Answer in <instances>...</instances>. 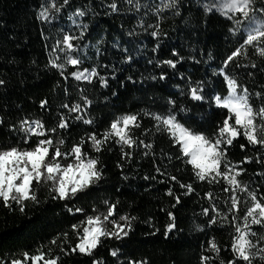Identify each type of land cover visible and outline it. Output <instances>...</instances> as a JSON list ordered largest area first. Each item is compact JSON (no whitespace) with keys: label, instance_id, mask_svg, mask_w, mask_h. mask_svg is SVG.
<instances>
[{"label":"trees","instance_id":"1","mask_svg":"<svg viewBox=\"0 0 264 264\" xmlns=\"http://www.w3.org/2000/svg\"><path fill=\"white\" fill-rule=\"evenodd\" d=\"M55 2L57 7L63 4V0ZM113 3L115 11L110 7ZM165 3L167 0H133L131 4L128 0H69L56 12L50 0H0V80L4 82L0 84V151L34 148L36 141L45 137H32L26 143L20 126L24 120H40L46 129H56L49 133L54 143L64 140L59 145L62 152H71L83 140L82 152L99 158L98 167L103 170L99 182L70 199L57 198L50 182H33L37 200L25 201L23 211L14 201L7 207L0 200V264H11L22 259L23 253L35 254L41 248L52 257L58 256L59 264H93L94 260L103 264H202L206 255L217 257L209 264H228L234 258L231 245L236 233L232 224L209 223L216 215L213 204L221 212L227 211L224 201L231 193L223 191L225 182L221 179L210 184L197 179L180 146L167 132L157 131L153 115L171 112L194 133L214 138L229 114L214 101L216 95H228L225 75L248 89L254 108L264 105V57L247 46L246 55L224 67L227 57L243 44L246 33H234L233 22L219 11H205L204 5L214 0H178L176 8H164ZM255 7H264V0H255ZM44 8L51 13L48 20L40 18ZM78 11L85 14L77 16ZM153 32L158 35L153 36ZM65 33L80 37L74 41L77 51L72 55L81 63L75 68L66 65L62 76L51 66V59L56 41ZM55 55L60 57L57 63L64 62L63 53ZM166 60L174 61L176 67L163 63ZM85 68L95 69L107 85L99 77L87 82L70 75ZM198 84L204 96L199 101L190 95V89ZM85 97L91 105H85ZM42 101H47L43 107ZM76 104L82 106V113L69 111ZM81 114L93 122L75 119ZM126 115L138 117L140 126L131 128L137 146L128 148L112 138L101 151H95L89 136L95 133L101 138L113 121ZM61 117L68 121L65 129L58 127ZM140 141L152 147L144 148ZM241 145H245L243 150ZM122 150L131 156H122ZM245 157L251 162L241 164ZM227 160L242 167L245 171L238 179L256 191L258 198L264 197V149L249 145L241 135L228 147ZM73 161L69 156L60 162L67 165ZM181 184L192 185L194 191L186 195ZM169 190L173 195H168ZM209 192L212 200L207 198ZM237 195L242 201L238 215L243 217V202L251 201L246 193ZM110 204L116 205L111 219L135 217L132 230L123 239L102 238L92 256L71 253L79 242L72 226H86L83 222L88 216L105 213ZM77 208L82 211L76 212ZM169 212L176 218V227L166 234ZM252 231L257 233L251 237L253 242L264 237V227L254 225ZM213 240L221 249L218 256L208 250ZM259 246L264 247V240ZM116 249L118 255L111 256ZM253 264L264 261L257 258Z\"/></svg>","mask_w":264,"mask_h":264},{"label":"snow or ice","instance_id":"2","mask_svg":"<svg viewBox=\"0 0 264 264\" xmlns=\"http://www.w3.org/2000/svg\"><path fill=\"white\" fill-rule=\"evenodd\" d=\"M69 0H63V4L57 7L55 0H50L52 9L60 12L64 5H67ZM133 0H128L131 4ZM164 8H176L178 0H167ZM110 7L115 11L117 5L111 4ZM139 7V5H137ZM205 11L211 12L213 10L219 11L227 19L233 22L234 33L243 30L246 35L244 37L241 47L235 49L231 55L227 57L224 67L241 55L247 54V46L253 47L257 53L264 57V7L256 8L255 0H216L215 3L205 4ZM83 11H78L77 16H83ZM40 18L48 20L51 13L48 8H44L40 12ZM75 23V21H73ZM153 36L158 33L153 32ZM83 35V32L80 34ZM80 37L65 33L62 39L57 40L54 45L53 58L51 59V66L60 70L61 75L64 76L66 65H71L74 68L80 65L79 58L72 55L77 51V46L74 44L75 40ZM64 54V62L57 63L60 59L56 56V52ZM163 63L175 68L176 63L172 60H166ZM255 68L256 65L252 64ZM223 74V69L221 70ZM70 75L77 81L91 82L94 77H99V73L93 69H83L73 71ZM104 86L107 81L103 77H99ZM164 77L161 76V79ZM67 79V77H65ZM227 83L228 95L221 97L216 95L214 101L217 107L226 109L228 116L222 121L214 138H209L200 133H194L189 128L181 124L176 115L169 112L166 116L153 115V119L157 121V131H165L173 139L176 145L180 146V152L183 157H187V163L192 165L194 173L200 181H207L208 183H219L221 179L226 184L223 189L226 193H231L228 200L224 201L227 205V211L221 212L215 204L212 205V211L216 214L211 220L210 224H215L218 221L232 224L236 235L233 237L231 250L234 258L228 261V264H237L238 261L245 262V264H253V260L259 258L264 261V247H260V243L264 237L258 238L255 242L251 237H256L257 233L252 231V226L260 225L264 227V203L261 200L264 197L257 196V192L250 190L249 186L238 179L244 173V169L238 165L232 164L227 160V149L237 140L241 135L247 140L249 145L259 146L264 149V105L259 108H254L249 101V92L247 88H241L238 82L230 76L225 75ZM4 82L0 80V84ZM203 91L199 84L197 87L190 89V95L194 100H203L204 96L200 93ZM257 97L261 93H255ZM85 105H91V101L84 98ZM173 103V102H170ZM47 104V101H42L41 106ZM69 108L68 105H63ZM70 112L82 113L83 109L80 104H76L69 108ZM77 120H83L86 124H91L93 121L84 119L83 115H77ZM259 121V123H258ZM2 123V120H0ZM68 121L61 117L58 124L60 129L67 128ZM138 117L136 115H126L111 123L110 129L106 131L101 138H97L93 133L89 136V141L92 143L95 151H101L102 146L112 138H115L116 143L132 148L137 146V140L131 135V128L139 127ZM20 131L25 133V142L27 143L32 137H45L38 139L36 145L31 150H21L17 147H11L8 150L0 151V200H2L7 207H11L10 201L22 205L25 201H36L37 197L33 188V182L40 184L41 182L52 185V191L57 194V198L70 199L83 192L92 185L96 184L103 178V170L98 167L99 158H89L82 152L84 141L74 145L71 152H62L59 145L64 144L61 139L54 143L49 133H55L56 129H46L43 122L40 120L21 122ZM144 148L150 149L151 144H144L139 142ZM243 150L245 145L240 146ZM51 154V155H50ZM148 153L146 152L145 155ZM69 156L74 158L73 163L67 165L62 164L61 158L67 159ZM122 156L130 157V152L122 150ZM251 162V158L245 157L242 163ZM223 165V171L221 166ZM119 166V165H118ZM159 172L160 169L157 168ZM147 179V177H145ZM176 180V177H171ZM180 187L186 188V195L194 191L192 185L181 184ZM246 193L247 201L243 203L246 205L245 214L243 217L238 215L240 211L241 199L237 193ZM168 195H173L169 190ZM209 200L213 199V193L206 194ZM176 203H180V197H176ZM107 203V202H106ZM175 206V205H173ZM116 205L110 204L105 213L95 216H88L83 222V225H73V230L77 231L79 235V242L70 249L71 253L79 252L83 255L92 256L95 249L100 246L102 238H116L123 239L132 230L131 221L135 217L121 216L119 221L111 219L115 215ZM72 211V209H69ZM76 212H81L82 209H76ZM209 209H204V214L207 215ZM170 223L167 225V232L172 231L175 227V216L169 212ZM229 216L232 217L229 220ZM242 220V223L237 221ZM121 221L123 223H121ZM111 223L112 228L109 230L105 224ZM158 231V229H157ZM67 235V234H65ZM56 244V240L51 242ZM210 252L216 253L217 256L221 249L216 242L210 241ZM255 250V251H254ZM51 251V250H50ZM118 249L111 251V256L118 255ZM216 256H202V264H209L210 261L216 259ZM59 257H52L49 253L38 249L35 254L23 253L22 259H14L11 264H59ZM93 264H103L100 260H94ZM129 264H147V261H129ZM221 264H224L221 261Z\"/></svg>","mask_w":264,"mask_h":264},{"label":"rangeland","instance_id":"3","mask_svg":"<svg viewBox=\"0 0 264 264\" xmlns=\"http://www.w3.org/2000/svg\"><path fill=\"white\" fill-rule=\"evenodd\" d=\"M216 2V0H214V3ZM105 227L106 228H108L109 229V224L106 222V224H105ZM29 263H31V262H29Z\"/></svg>","mask_w":264,"mask_h":264}]
</instances>
